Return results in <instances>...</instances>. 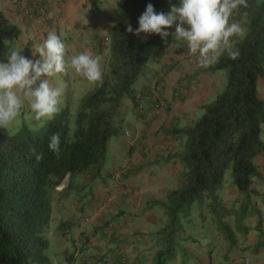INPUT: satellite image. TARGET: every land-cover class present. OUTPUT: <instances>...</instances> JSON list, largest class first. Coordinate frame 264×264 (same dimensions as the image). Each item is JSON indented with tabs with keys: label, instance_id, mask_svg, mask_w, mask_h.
I'll return each instance as SVG.
<instances>
[{
	"label": "trees",
	"instance_id": "16d2710c",
	"mask_svg": "<svg viewBox=\"0 0 264 264\" xmlns=\"http://www.w3.org/2000/svg\"><path fill=\"white\" fill-rule=\"evenodd\" d=\"M149 3L156 12L167 13L179 0H120L119 14L109 35L93 34L95 51L101 55L106 49L107 60L102 83H95L91 91L79 97L73 129L69 124V96L40 133L24 126L10 135L0 128V264H51L47 256L49 241L44 236L52 216L50 195L65 180L59 196L65 198L75 192L74 180L78 175L86 174L90 181L99 178L107 145L119 134L118 108L124 98L130 102L133 114L143 120L136 112V96L151 84L138 92L134 85L149 72V61L160 62L177 43L173 36L175 23L166 29L169 36L165 41L158 34L127 31L129 25L133 30L138 27V17ZM236 17L244 18L245 29L242 38H232L238 58L230 59L225 53L217 63L199 67L188 78L190 81L222 72L223 89L213 101L202 106V114L189 125L160 129L179 144V150L160 161L178 163L181 173L178 186L168 191L163 201L151 200L147 204L148 208L162 209L165 217L155 233L160 249L152 264H167L174 259L194 206L208 209L216 232L230 247L236 234L245 236L249 231L243 224L247 216L255 215L256 228L261 226L260 213L252 207L251 197L256 193L252 186L260 177L254 159L264 158L260 138L264 98L258 89V84L264 82V0H248L247 8L236 10ZM20 34L19 28L0 12V60L17 48ZM28 48L26 45L24 56L30 59ZM173 69L174 64L165 65L163 75ZM158 85L159 81L155 84L157 93L166 105ZM189 87L187 84L184 89L189 91ZM175 91L179 94L178 89ZM56 132L61 138L58 153L48 148L49 137ZM226 178L240 195V202L235 201L237 208L227 206L219 198ZM230 216L234 217L233 227L225 221ZM66 227L71 226L61 224L57 231L61 233ZM80 242L81 247L85 246L87 238H80ZM70 262L71 256L67 254L61 264Z\"/></svg>",
	"mask_w": 264,
	"mask_h": 264
},
{
	"label": "crops",
	"instance_id": "0c3cea01",
	"mask_svg": "<svg viewBox=\"0 0 264 264\" xmlns=\"http://www.w3.org/2000/svg\"><path fill=\"white\" fill-rule=\"evenodd\" d=\"M44 1L49 4L51 15H54L53 20L47 23L24 20L20 16L10 14L7 11L8 0H0V12L21 31L17 48H22L21 52H24L25 45H29L30 59L33 60L38 58V54L33 55L34 47L42 43L49 31L57 33L55 28H60L69 20L67 10L72 7L68 5L69 0ZM83 2L84 0H74L75 5L70 13L79 15L78 11L82 8ZM83 26L85 25H81L80 28ZM107 26L106 30L109 31L105 30L103 33L99 31L97 34L107 37L112 25ZM89 44L94 48L91 42ZM183 46L185 45L182 41L174 42L170 54L157 62L156 66L151 68V72L137 81L139 84L137 90H141L145 85L154 83L155 72H160V69L163 71L165 65L174 64L175 69L170 73L163 75L162 78H155L156 82L159 81L158 86L162 87L167 111L153 121H144L134 115L136 122L132 132L124 129L114 140L109 141L104 168L99 178L90 181L88 175H78L74 180L75 192L65 198H61L59 193L66 185V180L54 191L52 215L54 217L57 213L55 214L58 215L57 219L60 218L58 226L66 224L71 227H66L61 233L57 228L51 232L52 235L55 234L48 248L51 251V257H48L51 264H61L67 254L71 256L70 264H84L88 257H100L107 264H152L156 252L160 249V242L155 233L164 224L165 217L162 209L157 206L148 208L147 204L151 200L163 201L168 191L178 186L181 173V166L178 163L160 161L167 154L179 150L175 138L165 136L160 129L180 128L188 115L196 114L195 120L200 112L194 97L187 99L182 108H179L180 102L173 98L172 90L182 76L180 65L183 57L181 54L184 51L179 48ZM174 47H177L176 54ZM176 58H180L181 63L177 62ZM218 73L204 77L222 76L223 85L224 77ZM80 82L81 80L73 85L70 91L74 92ZM258 89L264 98V82L258 84ZM119 116L118 120L122 121V116ZM125 131L132 138L130 146L123 135ZM254 164L260 177L252 186L256 193L251 197V203L260 213V228H256L255 215L247 216L243 224L249 231L245 236L236 234L238 242L231 247L226 246L225 243L222 244L225 240L216 229L214 230L212 214L205 207L197 208V211L191 212L195 220L190 217L189 223L185 225L181 249L178 248L176 258L167 264H181L182 261L183 264H213L214 254L222 260L221 264H245V261L247 264H264V158L256 157ZM221 190L219 198L222 203L229 207H239L235 201L240 202V195L235 187L227 183ZM96 211H99L97 216L94 215ZM225 221L229 226H234V217H227ZM109 223L113 224V229H107ZM196 226H200L199 231L203 230L202 234L206 233L204 248L202 245H196L199 234ZM72 228L74 229L71 232ZM84 237L87 238V242L81 247L80 238ZM233 250L235 253H232Z\"/></svg>",
	"mask_w": 264,
	"mask_h": 264
},
{
	"label": "clouds",
	"instance_id": "9594fccd",
	"mask_svg": "<svg viewBox=\"0 0 264 264\" xmlns=\"http://www.w3.org/2000/svg\"><path fill=\"white\" fill-rule=\"evenodd\" d=\"M247 6L248 0H179L165 13L156 12L149 3L138 17V27L133 30L129 25L127 31L158 34L165 41L169 36L166 29L175 23L174 38L184 43L187 54L199 67L207 68L225 53L230 59L238 58L232 38H242L245 29L238 22H230V18L235 10ZM21 49H12L0 60V128L10 126L25 103L35 120L53 119L61 110L62 88L52 86L48 78L66 72L69 66L88 82L102 83L101 58L83 51L66 61L65 44L55 31H49L34 47L37 59L25 57ZM60 144L59 132L51 134L49 150L58 153Z\"/></svg>",
	"mask_w": 264,
	"mask_h": 264
},
{
	"label": "rangeland",
	"instance_id": "374dc122",
	"mask_svg": "<svg viewBox=\"0 0 264 264\" xmlns=\"http://www.w3.org/2000/svg\"><path fill=\"white\" fill-rule=\"evenodd\" d=\"M68 2H69L68 5H71L72 7L75 5L74 0H69ZM119 3H120V0H84V2L82 3L83 5L82 8H80V10L78 11L79 15L77 14L76 16V14L70 13L72 7L67 10L68 15L70 16L68 17L69 20L60 28H55V30L57 31L56 34L62 39V41L65 44V60L66 61L68 60L70 61L71 56L79 52L88 51L92 53L94 56H99L101 58L100 63H101V67L103 70V68L105 67L106 60H107L108 52L105 49L103 53L99 55L98 52L95 51L96 50L95 48H91L89 42L93 44L91 37L93 36L94 33H99V31L103 33L106 29H108V26H107L108 24L113 25L116 22L118 14H119ZM77 17H79V19ZM94 19L96 20L94 21ZM232 21L238 22L243 27L244 18L236 17V10L234 11L232 17L230 18V22ZM105 23H107V25ZM81 25H85V26L80 28ZM106 31H109V30H106ZM104 45H106V43H104ZM173 50L176 54L177 47H174ZM185 50H186V47H185ZM185 50H184V53L182 52L181 54L183 55V57L181 58L182 64L180 65L181 66L180 69L182 71V76L180 77L181 82H179L180 80L176 82V87L174 88V90H172L173 98L175 101L180 102L179 108H182L183 106H185L187 99H190V97H194L195 102L196 101L198 102L197 106L200 107L201 109L203 105H205L206 103H210L211 101L214 100L216 96L215 94L217 92L219 93L223 89L225 81L222 85V82H223L222 76H218L215 78L204 77V76H209V75H201L199 77H194L192 80L189 81L188 78L191 77L193 72H195L199 68V66L196 63L195 58L187 55V52ZM21 54L24 55V52H21ZM181 59L176 58L177 62L179 63H181L180 61ZM147 65L149 66V72H151V68L156 66V63L154 61H149ZM163 71H164V68H163ZM163 71H161L160 69V72H155L154 77L155 78L164 77L163 74L162 75L160 74L161 72L164 73ZM218 74L223 75L222 72H219ZM155 78H153L154 83L156 82ZM48 79L52 86L55 85L54 87L58 86L62 88L61 107L64 104V99L66 98V96H69L71 100L69 124H70L71 129H73L74 115H75V110L77 108L78 101L83 95H85L87 92L93 89L94 87L93 85H95V83L88 82L81 75L75 73L74 70L70 66L67 67L66 72L62 74H58L57 76H54V77H50ZM79 80H81V82L78 84L79 87L75 88L74 92L70 91V88L73 85H76ZM187 84L190 85L189 91L184 89L186 88ZM138 88H139V84L136 82V84L134 85V89L137 90ZM176 89H178V92H179V94H177L178 96L175 94ZM138 91L139 90H137L136 92ZM188 94L190 95L188 96ZM212 94H214L213 97H212ZM201 114H202V110H200L197 118ZM119 115L122 116V121L117 124V129H118L119 134L124 129H127L126 131L132 132V130L135 127L136 119L132 112L130 102L125 98L121 101V104L118 108L117 119L120 117ZM195 115L196 114L188 115L182 122L183 124L181 125V127L189 125L194 120ZM46 123H47V119L35 120L30 111V108L28 107L27 103H25L24 107L22 108L17 118L12 122L10 126L4 129L10 135L15 134L16 132H18V130L21 127H24V126L31 129L33 132L40 133L45 128ZM261 129H262V132H261L260 138H261L262 143H264V136H263L264 126H262ZM114 139L115 138H112V140ZM227 183H229L228 178H226V182L224 183V185H226ZM219 192L222 193V190ZM52 197L53 195H50L51 199ZM193 210L197 211L198 209L195 208L194 206ZM55 214H54V217L53 215L51 216L48 229L44 233V236L49 242L52 239V236L55 235V234L52 235L51 232L53 230L55 231L58 224L60 223V218L57 219L58 215H55ZM190 217L192 218L193 221L195 220V216L191 215ZM56 219L58 221L57 223H56ZM196 227H198L197 233H199L198 239L196 241V245L197 246L202 245V247L204 248L205 239L207 238L206 233L202 234L203 230L199 231L200 226H196ZM73 229L74 228L71 229V232L73 231ZM214 230H215V227H214ZM193 233L196 235L195 230H193ZM237 242H238V239L235 236L234 243L236 244ZM224 243L226 244V246H229V244H227L225 241L222 244ZM194 245H195V242H194ZM178 248L179 250L181 249V243ZM232 253H235V250H233ZM47 256L49 258L51 257L50 249H48L47 251ZM176 256L174 258H176ZM183 263L184 262L182 261L181 264ZM212 263L221 264L222 260L221 259L219 260L218 255L214 254L212 258Z\"/></svg>",
	"mask_w": 264,
	"mask_h": 264
},
{
	"label": "built area",
	"instance_id": "2783aa9c",
	"mask_svg": "<svg viewBox=\"0 0 264 264\" xmlns=\"http://www.w3.org/2000/svg\"><path fill=\"white\" fill-rule=\"evenodd\" d=\"M10 14L20 16L24 20L40 21L42 23L51 22L53 16L49 10V4L44 0H8V9ZM58 15V14H57ZM186 27V26H185ZM184 51L185 46L179 48ZM138 104L136 106L137 115L140 114L144 121H150L161 116L164 113L165 105L161 101L160 95L157 93L155 83L143 93H137ZM127 144L132 145V138L128 132L124 133ZM94 215H99V211L94 212ZM107 229H113V224L109 223ZM84 264H107L106 261L100 257H88ZM247 264V261H245Z\"/></svg>",
	"mask_w": 264,
	"mask_h": 264
}]
</instances>
